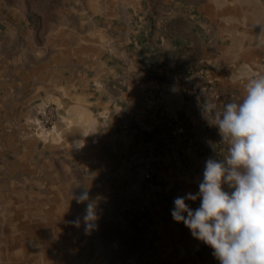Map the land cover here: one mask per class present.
<instances>
[{
    "label": "crops",
    "instance_id": "obj_1",
    "mask_svg": "<svg viewBox=\"0 0 264 264\" xmlns=\"http://www.w3.org/2000/svg\"><path fill=\"white\" fill-rule=\"evenodd\" d=\"M47 1L33 4L40 8ZM59 1L69 8L61 21L69 23L71 44L60 49L57 63V46L47 58L45 27L34 47L28 26L14 29L29 23L24 8L30 0H0V200L7 223L14 216L20 221L21 235L15 244L9 226L5 244L35 247L38 261L54 264H191L193 254L206 256L210 247L171 216L174 198L198 192L202 174L172 166L159 116H147L136 88L127 93L122 83L165 68L199 72L223 66L222 73L228 72L223 40H229L230 53L239 50L230 24H264V0ZM54 18L57 29V10ZM95 28L103 36L96 46L88 38ZM250 33L244 37L264 38L257 27ZM244 88L231 86L233 99ZM47 97L57 104L51 137L20 140L6 130L7 122L28 118ZM122 110L136 118L126 131ZM148 148L156 155L153 172L133 197L128 188L141 179L139 157ZM198 152L183 145L187 160ZM85 187L96 213L88 231L86 204L74 198ZM187 203L199 206V200Z\"/></svg>",
    "mask_w": 264,
    "mask_h": 264
},
{
    "label": "clouds",
    "instance_id": "obj_2",
    "mask_svg": "<svg viewBox=\"0 0 264 264\" xmlns=\"http://www.w3.org/2000/svg\"><path fill=\"white\" fill-rule=\"evenodd\" d=\"M202 115L221 139L208 143L214 155L204 162L198 192L174 198L172 219L210 247L219 264H264V74L247 80L243 94L222 108L206 100ZM217 144L226 147L223 156ZM74 198L86 204L88 231L95 203L86 187ZM198 200L195 209L187 203Z\"/></svg>",
    "mask_w": 264,
    "mask_h": 264
},
{
    "label": "built area",
    "instance_id": "obj_3",
    "mask_svg": "<svg viewBox=\"0 0 264 264\" xmlns=\"http://www.w3.org/2000/svg\"><path fill=\"white\" fill-rule=\"evenodd\" d=\"M223 66H211L203 71H173L162 69L156 76L141 77L135 81L123 82L125 92L136 88L141 98L142 111L147 116H159L166 135L162 147L173 167L182 172L203 173L205 160L214 155L208 146L209 141L218 142L221 137L215 127H210L203 118L202 106L207 100L218 107L234 98L231 86L245 87L247 80L260 74L264 64L241 63L223 72ZM221 71V73H220ZM123 117L121 127L126 131L130 121H135L133 111H120ZM36 119L32 126H26L34 134L53 132L58 115L51 104L36 108ZM190 125H193L191 127ZM11 130V127L8 128ZM27 131H20L24 138ZM190 143L199 149L192 160L183 155V145ZM226 147L217 144V154L222 156ZM155 151L148 148L139 158L141 161V179L134 180L128 188L133 197L139 196L143 181L151 177ZM129 203V202H128ZM140 224V223H139Z\"/></svg>",
    "mask_w": 264,
    "mask_h": 264
},
{
    "label": "rangeland",
    "instance_id": "obj_4",
    "mask_svg": "<svg viewBox=\"0 0 264 264\" xmlns=\"http://www.w3.org/2000/svg\"><path fill=\"white\" fill-rule=\"evenodd\" d=\"M34 0H30L29 6L24 8L25 13H29V23L19 22L14 24L15 30L21 31L22 28L29 27L31 32V38L29 45L30 47H34L37 42L42 43L43 35H38L39 29H43L45 27L47 31V37H43L45 47H46V54L47 58H52V50L57 46V63L60 61L59 51L60 49H65L70 47L71 38L69 37L68 27L69 23L61 21V15L69 14L68 6H61L59 0H48L45 6L37 8L34 6ZM57 10V29L55 28V24L53 22L54 18V11ZM38 12L42 14V19L38 21ZM40 27V28H39ZM230 27L238 34L237 42L239 43V50H236L234 53H230V46H228L229 40H223V46L221 51L223 53L222 61L225 62L228 66L227 71L231 72V69L241 63H251L255 65L264 64V38H257V37H244L245 33L252 32L254 27L258 29V32L264 30V24H252V23H233L230 24ZM57 30V37H54V31ZM49 33V34H48ZM84 36V37H83ZM81 37L82 44L86 40V36L83 35ZM90 40H93L94 46L97 45V41H101L103 36L99 29H94L92 35H88ZM80 42V41H79ZM260 74H264V69L260 71ZM47 100H44L43 103L39 105H35L33 107L31 115L23 119L21 121L17 119H11L9 122L6 123V130L9 132H13L20 140L25 138H29L34 136L40 140H45V138H49L54 133L50 132L48 135L45 133L34 134L31 130H27L26 126H32V122L35 121V110L43 106L44 104H51L57 113V104L54 99L51 97H47ZM58 115V114H57ZM57 122V120H56ZM56 124V123H55ZM11 127V130L8 128ZM20 131H27L26 137H22ZM0 264H54V263H47L43 261H38L37 251L38 249L35 247H25L23 248L20 245L14 246H7L5 243L6 239V229L9 226L13 227V234H14V243L20 242V231L17 228L20 226V221H16V216H14L13 223L8 220L7 223V215H6V205L5 200H0ZM11 219V215L9 216ZM19 238V241L17 240ZM212 249L206 253V256H200V254L192 255L191 257V264H219V262L213 257ZM208 260L206 262L205 260Z\"/></svg>",
    "mask_w": 264,
    "mask_h": 264
},
{
    "label": "bare ground",
    "instance_id": "obj_5",
    "mask_svg": "<svg viewBox=\"0 0 264 264\" xmlns=\"http://www.w3.org/2000/svg\"><path fill=\"white\" fill-rule=\"evenodd\" d=\"M85 118V117H84Z\"/></svg>",
    "mask_w": 264,
    "mask_h": 264
}]
</instances>
